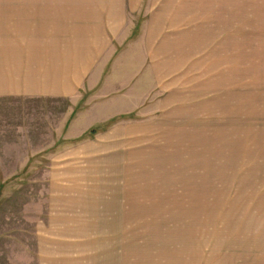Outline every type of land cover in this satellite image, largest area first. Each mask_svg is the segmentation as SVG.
<instances>
[{"label":"rangeland","instance_id":"rangeland-1","mask_svg":"<svg viewBox=\"0 0 264 264\" xmlns=\"http://www.w3.org/2000/svg\"><path fill=\"white\" fill-rule=\"evenodd\" d=\"M38 4L99 60L0 95V264H264V0Z\"/></svg>","mask_w":264,"mask_h":264},{"label":"crops","instance_id":"crops-1","mask_svg":"<svg viewBox=\"0 0 264 264\" xmlns=\"http://www.w3.org/2000/svg\"><path fill=\"white\" fill-rule=\"evenodd\" d=\"M61 25L38 0H0V95L70 94L82 75L93 70L99 51L93 56L85 48L71 50L70 30ZM91 40L96 49L93 34Z\"/></svg>","mask_w":264,"mask_h":264}]
</instances>
